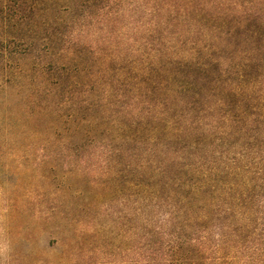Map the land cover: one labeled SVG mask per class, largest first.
I'll list each match as a JSON object with an SVG mask.
<instances>
[{
	"label": "trees",
	"instance_id": "16d2710c",
	"mask_svg": "<svg viewBox=\"0 0 264 264\" xmlns=\"http://www.w3.org/2000/svg\"><path fill=\"white\" fill-rule=\"evenodd\" d=\"M196 3L141 44L119 0H0V153L129 183L130 264H264V0Z\"/></svg>",
	"mask_w": 264,
	"mask_h": 264
},
{
	"label": "rangeland",
	"instance_id": "374dc122",
	"mask_svg": "<svg viewBox=\"0 0 264 264\" xmlns=\"http://www.w3.org/2000/svg\"><path fill=\"white\" fill-rule=\"evenodd\" d=\"M119 2L118 25L141 44L144 29L183 24L171 20L166 5L187 11L188 23L196 9V0ZM78 5L79 0H56L50 21L75 23ZM130 194L129 183L109 182L94 157L0 153V264H130Z\"/></svg>",
	"mask_w": 264,
	"mask_h": 264
}]
</instances>
